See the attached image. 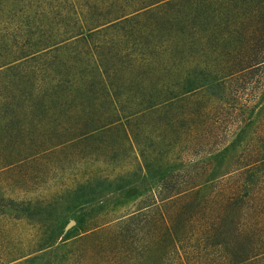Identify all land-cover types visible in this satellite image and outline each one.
I'll return each instance as SVG.
<instances>
[{
    "label": "trees",
    "instance_id": "trees-1",
    "mask_svg": "<svg viewBox=\"0 0 264 264\" xmlns=\"http://www.w3.org/2000/svg\"><path fill=\"white\" fill-rule=\"evenodd\" d=\"M63 150L114 171L84 181L86 202L148 193L78 242L264 264V0H0V236L27 230L0 264H36L63 233L47 239L64 223L37 219L42 199L4 193Z\"/></svg>",
    "mask_w": 264,
    "mask_h": 264
},
{
    "label": "rangeland",
    "instance_id": "rangeland-1",
    "mask_svg": "<svg viewBox=\"0 0 264 264\" xmlns=\"http://www.w3.org/2000/svg\"><path fill=\"white\" fill-rule=\"evenodd\" d=\"M38 141L36 140V143ZM76 160H82V157L78 155L74 156L71 150H63L51 153L46 157H39L36 161L21 164V167L15 170V172L18 174L23 172L25 175L24 180H21L23 183L19 187H12V192L4 190L7 196L11 195L15 198L42 199L44 203L37 213V219L43 221L57 220L64 223L58 227H55V225L43 227V232H45V229L47 231L45 233L48 240L54 228L56 235L59 234L60 229H63V233L53 246L36 253L41 256L36 261V264H140L141 255L135 250L137 249L136 244H132L130 247L135 251V255L129 254L130 257L124 253V250L117 251L114 247L109 248V246L104 249L96 245L98 239H103L105 243L107 241V243L118 245L123 240L122 236L115 241L107 240V234H97L79 242L77 240L81 236L86 235L88 233L87 230L90 231L94 226L102 225L104 222L132 211L140 205L141 201L147 199L148 193H143L134 199L130 195L133 194L132 192L127 194H124V192L107 193L102 195V197H98L93 202H86V196L84 195L86 190L80 187L85 183L84 181L87 178L96 177V174L98 176L100 173L99 168H102V174L112 175L114 171L111 167H88V163L84 160L81 162ZM147 182L145 181V183ZM139 187H141L140 190L144 188L142 184ZM101 201H114L115 203H112L104 211L93 212V215H89L88 217L89 212L92 211L90 209ZM48 203L50 205L47 206L46 204ZM81 214H87L86 218H90L82 227L78 224V217ZM84 230L87 232H84ZM26 235L27 230L25 228H18L14 238H8L7 234L1 235L0 255H5L9 251L10 244L14 240L15 247L20 252L22 245L21 242L18 243V240ZM66 237L68 239L64 241ZM75 241L77 243L73 245ZM127 242L128 244L130 243L128 240ZM27 248L29 247L26 246L25 249ZM163 253L162 250L154 251L151 253L146 264L176 263L175 256H167V246L165 262H162L160 258L161 256H165ZM197 255L198 252L193 251L192 256L197 257ZM208 257L215 260V252L211 251ZM212 259L211 261L205 262L202 259L200 261L198 258H195L188 264H213Z\"/></svg>",
    "mask_w": 264,
    "mask_h": 264
}]
</instances>
